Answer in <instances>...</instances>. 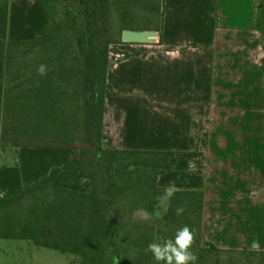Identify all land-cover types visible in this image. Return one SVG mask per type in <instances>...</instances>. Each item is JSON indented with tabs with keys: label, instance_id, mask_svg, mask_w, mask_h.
Segmentation results:
<instances>
[{
	"label": "trees",
	"instance_id": "16d2710c",
	"mask_svg": "<svg viewBox=\"0 0 264 264\" xmlns=\"http://www.w3.org/2000/svg\"><path fill=\"white\" fill-rule=\"evenodd\" d=\"M111 2L42 0L40 39L0 38V150L3 139L14 134L13 129L3 130V126L13 121L18 129L16 137L27 140H12V147L77 148L79 171L90 180L87 192L61 187L53 184L59 171L53 169L21 193L0 198V237L29 238L36 244L80 255L84 264H104L108 253L111 264H165L147 251L148 244L163 243L170 236L174 240L177 231L187 225L195 233L190 251L197 256L196 264H205L207 251L246 252L264 258V251L203 245V188H176L169 198L158 219L169 227L175 225V231L160 228L154 235L130 236L135 251L129 241L119 246L122 237L109 215L110 205L119 197H131L129 207L133 208L138 200L149 198L141 207L159 210L153 197L164 195L167 187L158 184V176L171 171L178 158L174 150L121 149L103 144L110 46L122 41L125 28L161 31L164 21V0H148L153 9L150 18L143 14L138 16L144 20L134 17L137 24L125 23L121 36L115 39L107 11ZM261 3L255 26L264 30V0ZM62 23L69 24L74 32L63 30L59 26ZM23 46L32 49L29 56L19 50ZM40 65L46 66L43 75L37 71ZM76 138L95 140L86 147L76 144ZM46 187L52 193L29 197L31 192L46 191ZM178 208L184 211L177 216Z\"/></svg>",
	"mask_w": 264,
	"mask_h": 264
},
{
	"label": "crops",
	"instance_id": "0c3cea01",
	"mask_svg": "<svg viewBox=\"0 0 264 264\" xmlns=\"http://www.w3.org/2000/svg\"><path fill=\"white\" fill-rule=\"evenodd\" d=\"M261 1L164 0L158 42L110 46L103 144L174 150L177 164L157 181L204 189L205 246L253 250L256 240V251H264V173L257 185L242 176L247 197L222 201L213 185L216 172L223 169L231 179L236 174L209 148L211 138L234 137L233 123L245 128L241 138H250L255 127L256 138H264V30L255 26ZM41 36L42 0H0L1 39ZM258 158L262 170L264 151ZM7 165L0 163V174ZM56 176L53 184L64 187ZM254 187L256 199L250 196Z\"/></svg>",
	"mask_w": 264,
	"mask_h": 264
},
{
	"label": "rangeland",
	"instance_id": "374dc122",
	"mask_svg": "<svg viewBox=\"0 0 264 264\" xmlns=\"http://www.w3.org/2000/svg\"><path fill=\"white\" fill-rule=\"evenodd\" d=\"M147 2L148 0H112L111 4L107 7V11L110 33L113 38L119 39L125 23L136 25L137 21H133L134 17L136 19L138 17V20H144L145 17L138 15L143 14L149 17V13L152 14L153 11L151 10L153 9L149 7ZM123 13L125 14L124 17H122ZM151 24L155 25L156 23L152 22ZM59 26L63 30H68V33L74 32L69 24L62 23ZM19 50L28 56L32 51L28 46L20 47ZM21 56L23 55L21 54ZM82 116L81 114L80 117ZM9 123L8 126H3V130L6 127L13 129L14 134L8 138H4L1 145L0 155L2 156L0 163L8 165L5 171L3 170L0 174V198L21 193L25 187L40 181L49 175L53 169H59L56 176L59 184L68 189L87 192L90 181L83 177L79 171L78 160L80 152L78 149L24 146L16 154L9 151L7 153L5 150H10L13 146L11 144L12 140L19 141L20 143L27 140L26 137L17 138L16 132L18 129L15 128V123L13 121ZM219 126L217 127L218 130L220 129ZM82 127L84 129L83 124ZM254 129L251 132L250 138H241V135L246 132L245 128L240 124L236 125L233 123L234 137L211 138L209 148L212 150V153H215L220 158L218 160L223 166L226 162L228 167H231V171H234L236 174L231 179L226 176L223 169L216 172L218 176L214 178L216 181L213 185L217 191H220L218 199L222 201L224 199L227 201L229 199L237 200L247 197L245 193L242 196V191L245 189V182H241L242 176L245 178L249 177L250 181H255L257 185L256 181H259L264 173V168L259 170L258 158L259 150L264 151V138H256V127ZM17 136L19 137V134ZM93 140L95 138H76L74 141L80 146L91 147ZM9 155L13 157L9 159ZM254 189L256 190L254 191ZM45 190L31 192L29 197L34 198L36 193L38 197L45 196L48 191L52 193V190L47 187ZM251 192L250 196L256 199L258 196L256 195L257 187H254ZM153 198L158 202L159 210L149 211L141 207L149 198L138 200L139 204L134 205L133 208L129 207L131 197L128 199L119 197L110 205L109 215L112 216L111 219L114 221L117 231H120V236L122 237L119 243L120 247L127 244L130 236L136 237L146 233L154 235L160 228L165 231L170 229L176 230L175 225L169 227V225L158 219L162 218V213L165 211L169 199L165 201L163 194H158ZM142 212H147L150 219H142ZM170 238L172 239L173 236H170ZM128 244L130 249L135 251V249L131 248L132 241H129ZM82 260L80 255L63 252L54 247L39 245L29 238L0 237V264H84ZM205 261V264H264V258L259 254L228 251H207ZM104 264H111L109 253Z\"/></svg>",
	"mask_w": 264,
	"mask_h": 264
},
{
	"label": "clouds",
	"instance_id": "9594fccd",
	"mask_svg": "<svg viewBox=\"0 0 264 264\" xmlns=\"http://www.w3.org/2000/svg\"><path fill=\"white\" fill-rule=\"evenodd\" d=\"M42 75L46 73V66L40 65L37 69ZM177 191L175 183L170 182V186L165 189L164 200L171 198ZM184 211L183 208H178L175 214L178 216ZM142 219H150L147 212H142ZM195 233L190 230L189 226L185 225L180 228L174 240L168 239L163 243H149L147 246V251H150L156 261H164L165 264H196L197 256L195 253L190 251L194 243ZM259 242L254 240L251 244L253 250H259ZM118 264V261H117Z\"/></svg>",
	"mask_w": 264,
	"mask_h": 264
},
{
	"label": "water",
	"instance_id": "95a60500",
	"mask_svg": "<svg viewBox=\"0 0 264 264\" xmlns=\"http://www.w3.org/2000/svg\"><path fill=\"white\" fill-rule=\"evenodd\" d=\"M160 31L156 29H133L125 28L122 30V40L127 42H158Z\"/></svg>",
	"mask_w": 264,
	"mask_h": 264
}]
</instances>
